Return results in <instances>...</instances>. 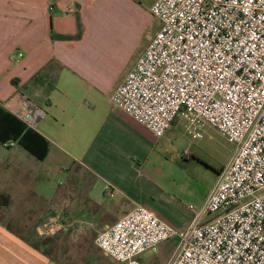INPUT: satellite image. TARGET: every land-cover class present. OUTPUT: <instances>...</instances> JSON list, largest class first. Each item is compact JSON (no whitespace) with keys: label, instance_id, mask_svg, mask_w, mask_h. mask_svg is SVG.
<instances>
[{"label":"crops","instance_id":"crops-1","mask_svg":"<svg viewBox=\"0 0 264 264\" xmlns=\"http://www.w3.org/2000/svg\"><path fill=\"white\" fill-rule=\"evenodd\" d=\"M108 5L109 0H0V105L21 117L22 101L28 96L45 108L47 116L36 131L50 143L45 160L26 151L29 156H13L7 167L14 165L16 176L27 186L54 167L72 179L68 191L36 196L42 208L38 217L43 223L52 214L69 215V240L84 247L58 246L55 256L32 248L24 241V228L13 226L29 225L30 215L14 218L10 197V206L0 213V264H120L97 246L100 233L139 206L186 230L195 217L190 206L205 202L231 161L217 173L212 187L199 191L188 174L174 171L168 157L174 151L165 138L169 131H177L181 119L165 136L157 137L113 105V93L146 50L126 66L120 49L128 46L113 41L104 25L112 8ZM80 23L84 30L80 39L60 37L75 36ZM19 53L23 57L17 60ZM187 150L181 154L186 160L192 156L191 150L185 154ZM75 165L84 175L73 169ZM26 197L22 193L17 200L23 204ZM90 230L98 232L96 239ZM77 254H84V263Z\"/></svg>","mask_w":264,"mask_h":264},{"label":"built area","instance_id":"built-area-1","mask_svg":"<svg viewBox=\"0 0 264 264\" xmlns=\"http://www.w3.org/2000/svg\"><path fill=\"white\" fill-rule=\"evenodd\" d=\"M150 10L161 27L113 105L157 137L181 119L193 139L210 125L236 149L205 202L190 206L186 230L139 206L96 244L120 264H145L144 253L171 240L168 264H264V0H156ZM22 110L33 130L47 116L28 96ZM70 224L52 214L38 234L55 236Z\"/></svg>","mask_w":264,"mask_h":264},{"label":"rangeland","instance_id":"rangeland-1","mask_svg":"<svg viewBox=\"0 0 264 264\" xmlns=\"http://www.w3.org/2000/svg\"><path fill=\"white\" fill-rule=\"evenodd\" d=\"M154 0H109V6L112 5L110 17L106 18L104 22L105 27L110 32L114 40L123 41L128 48H121L124 50L121 58L126 61V66L130 67L135 58L139 57L148 48L153 41L157 32L161 27V22L151 13L152 3ZM130 33V36H129ZM177 131H169L166 136V143L169 149L174 153L168 157L172 158V165L174 171H183L188 174L189 180L196 185L199 191L212 187L216 182V175L223 167H225L231 160L236 145L229 141L227 137L221 134L217 129L210 125L204 127V137L199 140L192 139L184 129V122L178 120ZM188 149L192 151V156L189 159H183L181 154L183 150ZM27 154V152L18 144H14L11 149H5L0 145V193L9 195L13 199L11 209L14 218L27 217L30 215L29 225L20 226L13 224L15 229L24 228L23 232L26 235L28 231L37 232L42 225V208L37 205V195L42 194L43 191L48 193L62 189L68 191L67 187L72 180L67 178L66 174L59 172L55 167L49 170L46 174L40 175L32 179L31 186L24 185L16 176V168L14 165L8 164L13 162V156ZM29 156V155H28ZM186 161H189L186 163ZM75 171L79 170L77 165L73 166ZM178 171V172H180ZM80 175H84L82 170L78 171ZM24 181V178H21ZM69 183V184H68ZM30 184V183H29ZM27 195L25 202L22 204L17 200L19 195ZM16 198V199H15ZM60 214V213H59ZM62 214V213H61ZM67 217L69 215L65 214ZM2 218L7 219L10 216L2 214ZM39 218V219H38ZM12 224V223H11ZM91 237L96 239L98 232L90 230ZM72 231L70 229L61 232L55 236L41 237L46 246H42L45 252L55 256L56 247L63 249H83L84 247L79 242L74 243L69 239ZM82 243V242H80ZM86 243V241H85ZM175 241H170L160 246L157 252L149 251L144 253L140 258L145 260H153L161 262L168 260L169 253L176 249ZM79 262L84 263V254L76 255ZM60 262L62 257L59 258Z\"/></svg>","mask_w":264,"mask_h":264},{"label":"trees","instance_id":"trees-1","mask_svg":"<svg viewBox=\"0 0 264 264\" xmlns=\"http://www.w3.org/2000/svg\"><path fill=\"white\" fill-rule=\"evenodd\" d=\"M79 17V16H78ZM84 33L83 26L79 24L78 33L75 36H60L63 39H80ZM0 144L11 149L14 144L20 145L25 151L39 161L47 158L50 151L49 141L38 131L28 128L17 115L7 111L0 105ZM8 145V146H7ZM11 204L9 195L0 193V213ZM24 241L32 248L45 252L42 246H46L43 238L37 232L28 231Z\"/></svg>","mask_w":264,"mask_h":264}]
</instances>
